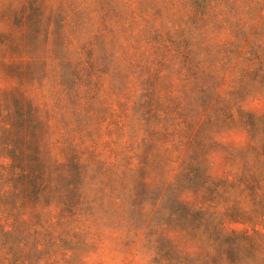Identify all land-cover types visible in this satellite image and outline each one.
<instances>
[{
  "label": "rangeland",
  "instance_id": "374dc122",
  "mask_svg": "<svg viewBox=\"0 0 264 264\" xmlns=\"http://www.w3.org/2000/svg\"><path fill=\"white\" fill-rule=\"evenodd\" d=\"M0 59V264H264V55L194 20L38 5Z\"/></svg>",
  "mask_w": 264,
  "mask_h": 264
},
{
  "label": "trees",
  "instance_id": "16d2710c",
  "mask_svg": "<svg viewBox=\"0 0 264 264\" xmlns=\"http://www.w3.org/2000/svg\"><path fill=\"white\" fill-rule=\"evenodd\" d=\"M91 1L116 3L130 20L162 22L194 20L240 50L260 44L264 55V0H0V59L8 46L18 45L13 22L38 5L65 2L81 6Z\"/></svg>",
  "mask_w": 264,
  "mask_h": 264
}]
</instances>
